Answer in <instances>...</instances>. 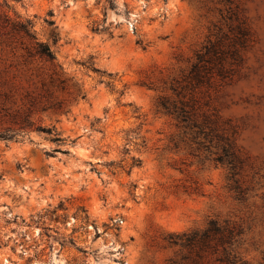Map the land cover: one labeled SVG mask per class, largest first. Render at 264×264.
Masks as SVG:
<instances>
[{"label":"rangeland","instance_id":"rangeland-1","mask_svg":"<svg viewBox=\"0 0 264 264\" xmlns=\"http://www.w3.org/2000/svg\"><path fill=\"white\" fill-rule=\"evenodd\" d=\"M5 1L2 78L19 97L36 93V74L51 72L33 39L12 26L28 18L67 81L54 89L63 110H34L17 139H0V264H167L179 252L169 235L211 216L241 222L240 253L261 261L264 227L252 218L264 190V0ZM234 7L250 40L213 102L247 158L242 176L254 188L245 202L228 190L226 167L205 158L212 154H193L184 141L174 146L173 122L155 109L159 91L144 84L175 67L177 54L189 57ZM89 56L104 73L87 66ZM10 109L0 112V127H17Z\"/></svg>","mask_w":264,"mask_h":264},{"label":"trees","instance_id":"trees-1","mask_svg":"<svg viewBox=\"0 0 264 264\" xmlns=\"http://www.w3.org/2000/svg\"><path fill=\"white\" fill-rule=\"evenodd\" d=\"M231 2L230 0H227ZM8 7L5 0H0V8ZM5 22L10 21L9 15L1 11ZM222 14V21L212 23L204 40L192 50V54L184 58L175 56L176 66L160 70L157 79L144 81V84L159 93L155 100L156 112L165 115L173 122L177 133L171 140L175 147L184 141L189 151L197 154L207 151L216 163L223 164L226 171L227 188L240 202L248 201L254 185L244 180L242 171L246 156L236 144L235 129L230 120L225 118L213 102V94L229 83L237 73L243 61V52L250 40V29L240 9L229 8ZM227 26V30L224 29ZM13 28H19L30 39H33L36 56L51 64L48 78L36 74V93L26 91L17 97L16 86L7 83L0 72V112L10 113L17 127H0V139L14 140L21 134L22 128L33 125L31 113L51 111L65 108V101L54 95V89H66V78L61 67L54 61L55 53L46 41L37 39L30 19H18L12 22ZM56 39L53 37V42ZM140 42V40H137ZM87 66L94 71L104 73L91 60ZM110 74V73H109ZM76 95H80L75 89ZM85 93L81 96L85 97ZM38 131L52 135L54 141L62 138L52 133L53 128L35 125ZM257 174L254 171L252 175ZM260 212L255 219L264 227V190L259 195ZM245 228L241 222L230 218L211 216L203 227H196L181 233L169 235L171 245L179 247L175 257H170L167 264H264V256L258 263L246 259L239 251Z\"/></svg>","mask_w":264,"mask_h":264}]
</instances>
